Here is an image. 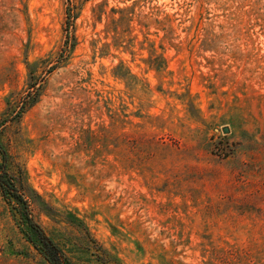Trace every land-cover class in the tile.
<instances>
[{"label":"rangeland","instance_id":"rangeland-1","mask_svg":"<svg viewBox=\"0 0 264 264\" xmlns=\"http://www.w3.org/2000/svg\"><path fill=\"white\" fill-rule=\"evenodd\" d=\"M5 162L68 263L264 264V0H0Z\"/></svg>","mask_w":264,"mask_h":264},{"label":"trees","instance_id":"trees-1","mask_svg":"<svg viewBox=\"0 0 264 264\" xmlns=\"http://www.w3.org/2000/svg\"><path fill=\"white\" fill-rule=\"evenodd\" d=\"M36 92L38 93V91ZM37 97L38 94H34L33 92L27 95L22 104L23 112L26 108H30L36 103ZM21 112L18 113L19 118L22 116L23 112ZM0 189L9 204H12L13 200L18 202L24 216V222L28 224L32 233L28 237V240L48 259L50 264H71L64 259L62 251L54 241L31 218L28 201L23 195L19 194V189L16 186L14 177L8 171L6 162L0 165Z\"/></svg>","mask_w":264,"mask_h":264},{"label":"water","instance_id":"water-1","mask_svg":"<svg viewBox=\"0 0 264 264\" xmlns=\"http://www.w3.org/2000/svg\"><path fill=\"white\" fill-rule=\"evenodd\" d=\"M226 132H228V129H226Z\"/></svg>","mask_w":264,"mask_h":264}]
</instances>
